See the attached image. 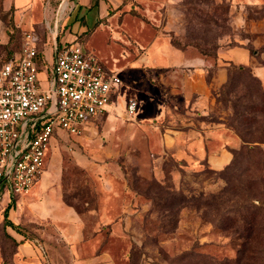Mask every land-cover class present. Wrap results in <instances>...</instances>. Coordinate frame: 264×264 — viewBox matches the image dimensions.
Listing matches in <instances>:
<instances>
[{"label":"rangeland","instance_id":"374dc122","mask_svg":"<svg viewBox=\"0 0 264 264\" xmlns=\"http://www.w3.org/2000/svg\"><path fill=\"white\" fill-rule=\"evenodd\" d=\"M117 2L112 0L105 12L96 13L106 29L94 36L92 30L75 32L66 20L59 25L61 35L76 36L56 38L78 41L107 63L119 75L124 93L79 135L54 134L33 188L17 205L0 203V264H14L17 245L37 237L38 228L50 230L57 200L82 214L89 232L104 228L99 240L117 264H188L185 254L190 253L226 261L235 257L240 241L232 239L220 223L236 207L238 213L251 210L257 211L258 219L262 216L257 208L247 206L251 199L256 207L258 200L264 201V99L257 80L248 69L239 70L241 65L224 60L225 84L212 91L214 104L206 115L186 113L183 106L177 116L167 109L161 115L162 106L171 103L166 84L145 70L134 42L120 34L124 29L118 31L125 16L151 25L150 20L135 0H123L126 8ZM169 11L175 23L167 25L166 39L176 47L206 54L211 64L208 80L219 63V46H243L252 54L264 49L260 43L264 36L248 32V25H239L236 19L239 12L256 19L263 15L262 8L231 9L226 0H181ZM0 17L10 22L1 9ZM112 17L113 25L106 24V18ZM127 29L134 32L135 25L130 22ZM52 62L53 56L46 57L43 73L38 74L41 86L50 84ZM129 99L137 102L132 113L125 111ZM176 117L186 118L184 127L193 129L185 141L174 138L173 129L182 127ZM200 120L208 127L221 126L227 134L207 145ZM253 138L262 142L251 143ZM253 145L261 151L247 150ZM250 155L256 156L255 163ZM8 198L9 192L4 191L3 200ZM5 208L12 225L5 224Z\"/></svg>","mask_w":264,"mask_h":264},{"label":"crops","instance_id":"0c3cea01","mask_svg":"<svg viewBox=\"0 0 264 264\" xmlns=\"http://www.w3.org/2000/svg\"><path fill=\"white\" fill-rule=\"evenodd\" d=\"M122 1L117 2L120 3L119 6L128 7L127 2ZM135 1L136 7L143 9V15L150 20L151 25L156 29L150 27L151 25L144 23L141 19L125 16L120 22L118 31L124 29L125 33L121 31L120 34L127 36L126 41L134 42L135 50L140 55L138 60L143 62L145 70L152 71L160 83L166 84L168 101L171 103L168 105L169 107L162 106L161 115L167 109L177 116L180 110L182 111L181 106L185 108L184 112L186 113L206 115L214 104L212 91L216 90L226 80V70L221 64L224 60L248 66L252 74L260 80L264 89V49L260 52L256 49L252 54L243 46H219L216 52V59L219 63L208 80L211 64L206 56L200 55L190 47H176L166 39L169 36L167 25L175 23L169 10L175 8L181 0ZM226 1L230 4L231 9L242 6L249 9L250 7L252 9H264V0ZM111 5L112 0H0L2 13L9 14L10 18V22H5L0 17V63L21 56L23 32L30 30L36 39V48L40 54L38 60L39 74H42L46 57L53 56L56 44L79 43L78 41H70L68 38L63 41L56 38V36H76L73 32H65L61 35L63 31L62 28H59V25H62L61 22L66 20L72 23L74 28L76 27L75 32L77 33L92 30L91 36H94L106 29L104 28V20H100L96 13L105 12ZM113 5L115 6V4ZM76 18L79 20H76ZM112 19L113 17L106 18V24L113 25L114 19ZM236 19H238L239 25H248V32L257 36H264V13L256 19H248L239 12ZM130 22L135 25L134 32L127 29ZM115 32L117 31L115 30ZM38 36L46 37L41 38ZM256 42H259V39L254 41V43ZM260 43L264 44V39ZM79 44L85 52H88L81 43ZM101 62L105 69L111 72L109 67L105 66L107 63ZM170 77H172V80ZM123 93L124 90L121 84L118 90L112 94L111 102L105 111L109 112V109L122 97ZM176 118L175 121L181 124L182 127L176 130L173 129L175 132L174 138L180 140L179 137H181L185 141L186 135L193 129L184 127L186 118ZM92 119L90 118L87 121L83 130ZM199 123L204 131L206 130L203 138L207 140L209 146H213L214 141H222L223 136L227 134L226 130L224 131L219 125L208 127V123L203 121ZM61 133L71 137L77 136L69 135L61 130L56 131L54 134L55 136H61ZM196 140H198V137H196ZM220 145L221 143L218 148L221 147ZM210 152L214 153L216 150ZM26 194L22 195L21 198L3 200L0 203L5 204V206H9L10 203L17 205ZM56 204L57 206L54 205L50 214L54 220L50 230L38 228L37 237L19 242L13 259L14 264H117L111 254L104 249L103 241L99 240V233L104 228H96L93 229V232H89L91 230H88L84 223L82 214L76 212L70 206L59 204L58 200ZM99 218L103 217L99 216Z\"/></svg>","mask_w":264,"mask_h":264},{"label":"built area","instance_id":"2783aa9c","mask_svg":"<svg viewBox=\"0 0 264 264\" xmlns=\"http://www.w3.org/2000/svg\"><path fill=\"white\" fill-rule=\"evenodd\" d=\"M19 58L0 63V202L26 194L43 171L53 134L79 135L90 118L102 114L121 85L79 43L55 45L50 84L38 78L40 54L32 31L23 32ZM137 102L129 99L126 111Z\"/></svg>","mask_w":264,"mask_h":264},{"label":"trees","instance_id":"16d2710c","mask_svg":"<svg viewBox=\"0 0 264 264\" xmlns=\"http://www.w3.org/2000/svg\"><path fill=\"white\" fill-rule=\"evenodd\" d=\"M203 55V54H202ZM204 56H207L204 54ZM239 70L248 69L250 72V76L255 78L261 86L260 80L254 76L249 68L246 66H238ZM223 83L221 86H223ZM261 99H264V89L261 90ZM243 142H246L245 138L240 136ZM251 143L262 142V139L253 138L250 140ZM246 147V146H245ZM255 150L258 149L261 151L260 147L256 146H248L247 150ZM255 155H250V159L253 163H255ZM254 159V160H253ZM263 180L262 176L260 177ZM252 200L247 204V206L257 208L258 212L262 214V216L258 219L254 214L257 212H251L250 214L246 213H238V209H236L230 213L232 215L227 216L221 223L220 227L227 232L231 233L232 239H237L240 242L238 243L239 248L236 251L235 257L229 260H221L218 261L214 259L212 256L207 254H197L190 253L185 254L189 256L188 264H198L199 262L195 260L194 256L200 258V262L202 264H264V201H259V207H256L252 204ZM8 207V206H7ZM7 208L4 209V219L5 224L12 225L11 222L7 220ZM214 223V222H213ZM215 224V223H214Z\"/></svg>","mask_w":264,"mask_h":264},{"label":"bare ground","instance_id":"6f19581e","mask_svg":"<svg viewBox=\"0 0 264 264\" xmlns=\"http://www.w3.org/2000/svg\"><path fill=\"white\" fill-rule=\"evenodd\" d=\"M61 10H62V8H61Z\"/></svg>","mask_w":264,"mask_h":264}]
</instances>
